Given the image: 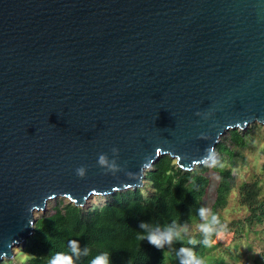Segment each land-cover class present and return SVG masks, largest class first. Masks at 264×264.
<instances>
[{"label":"water","instance_id":"1","mask_svg":"<svg viewBox=\"0 0 264 264\" xmlns=\"http://www.w3.org/2000/svg\"><path fill=\"white\" fill-rule=\"evenodd\" d=\"M264 124V0H0V261L53 198L143 186Z\"/></svg>","mask_w":264,"mask_h":264},{"label":"trees","instance_id":"2","mask_svg":"<svg viewBox=\"0 0 264 264\" xmlns=\"http://www.w3.org/2000/svg\"><path fill=\"white\" fill-rule=\"evenodd\" d=\"M245 133L228 130L215 146V163L211 159L192 170H182L168 155L160 156L145 171L143 186L109 194L101 206L84 208L69 200L56 201L50 211L46 208L37 214L25 246L28 258L9 264H51L54 258L64 259L66 264H90L103 252L109 254L110 264H168V259L182 264V247L203 256L201 237L188 236L181 227L201 217L207 182L204 172L209 169L218 174L211 212L215 214L224 204L234 182L237 158L244 159L241 148ZM241 191L243 202L255 214L258 202L254 186L246 183ZM169 227L179 230L180 236L165 241L162 247L147 239L150 230ZM251 264H264V260L254 259Z\"/></svg>","mask_w":264,"mask_h":264},{"label":"rangeland","instance_id":"3","mask_svg":"<svg viewBox=\"0 0 264 264\" xmlns=\"http://www.w3.org/2000/svg\"><path fill=\"white\" fill-rule=\"evenodd\" d=\"M245 145L241 148L244 159L237 158L238 165L233 169L235 176L232 187L227 193L224 204L218 207L216 215L226 224V230L206 234L198 225L204 223L200 217L191 220L181 227V232L188 236L199 235L203 241L208 239L211 243L205 244L204 257L209 258L210 264H251L254 259L264 260V124L251 123L245 130ZM175 160V159H174ZM176 162V161H175ZM207 178L206 191L202 199V206L211 212L215 200L218 174L209 169L204 172ZM251 183L257 191V207L252 214L242 200V186ZM68 201L67 198H53L47 202V210L58 200ZM108 199L107 195L90 196L84 208L101 206ZM201 206V207H202ZM41 211H38L39 215ZM26 244L23 247L14 246L12 259H2L0 264H9L11 261H25L28 258ZM168 264L175 261L168 259Z\"/></svg>","mask_w":264,"mask_h":264},{"label":"clouds","instance_id":"4","mask_svg":"<svg viewBox=\"0 0 264 264\" xmlns=\"http://www.w3.org/2000/svg\"><path fill=\"white\" fill-rule=\"evenodd\" d=\"M212 162L215 163V158L213 157ZM200 216L204 218V223L198 225V227L203 230L206 234H211L212 232H219L226 230V224L221 222L216 214H208L209 209L202 206L199 210ZM142 227L147 228L146 223H142ZM174 236H180V231L169 227L167 230L161 231L159 229L150 230L147 233V239L149 242L155 244L158 247H162L165 241H171ZM205 244H210L208 239H205ZM181 254L182 264H210L209 258L204 256H197L193 251L187 248H181L179 250ZM51 264H66L64 259H53ZM90 264H110L109 254L107 252L100 253L96 255Z\"/></svg>","mask_w":264,"mask_h":264}]
</instances>
